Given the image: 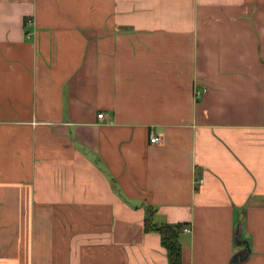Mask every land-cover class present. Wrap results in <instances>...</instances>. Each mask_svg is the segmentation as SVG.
<instances>
[{
  "label": "crops",
  "instance_id": "obj_1",
  "mask_svg": "<svg viewBox=\"0 0 264 264\" xmlns=\"http://www.w3.org/2000/svg\"><path fill=\"white\" fill-rule=\"evenodd\" d=\"M146 206L264 264V0H0V264H168Z\"/></svg>",
  "mask_w": 264,
  "mask_h": 264
},
{
  "label": "trees",
  "instance_id": "obj_2",
  "mask_svg": "<svg viewBox=\"0 0 264 264\" xmlns=\"http://www.w3.org/2000/svg\"><path fill=\"white\" fill-rule=\"evenodd\" d=\"M153 208L146 206V214L143 220L144 231L159 233L161 244L166 250L168 264H181V246L179 234L183 224L181 223H155L152 220Z\"/></svg>",
  "mask_w": 264,
  "mask_h": 264
},
{
  "label": "built area",
  "instance_id": "obj_3",
  "mask_svg": "<svg viewBox=\"0 0 264 264\" xmlns=\"http://www.w3.org/2000/svg\"><path fill=\"white\" fill-rule=\"evenodd\" d=\"M30 21H31V19H28V20H27V22H30ZM27 34L29 35V32H28ZM203 91H205V89H203ZM200 95H201V92H200V91H197V90L194 91V96H195V97H199ZM97 116H98L99 118H102V117H103V113H99ZM149 139H150V141H151L152 143H157V142L160 141V137L157 136V135L154 134V133H150V134H149ZM182 230H183V231H189V230H190V227H188V226L182 227Z\"/></svg>",
  "mask_w": 264,
  "mask_h": 264
}]
</instances>
